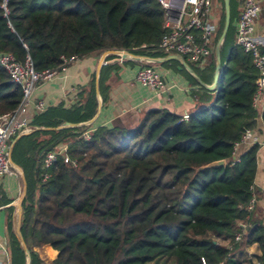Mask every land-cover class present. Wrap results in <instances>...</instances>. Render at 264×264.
I'll use <instances>...</instances> for the list:
<instances>
[{
	"label": "trees",
	"instance_id": "trees-1",
	"mask_svg": "<svg viewBox=\"0 0 264 264\" xmlns=\"http://www.w3.org/2000/svg\"><path fill=\"white\" fill-rule=\"evenodd\" d=\"M6 1L7 13L5 0H0V52L12 53L22 64L30 58L36 71L60 69L62 57L81 59L93 52L102 56L107 50L169 56L154 50L166 32L158 0ZM237 15L231 0V25L221 46L214 91L179 62L167 63L180 66L204 92L196 95L206 106L187 122L180 123L182 116L167 109H150L134 125L118 119L110 127L40 130L17 142L12 158L28 185L21 233L30 264H254L248 252L254 245L262 252L257 264H264V208L245 210L258 175L260 148L252 147L240 163L232 162L234 144L244 131H258L259 120L264 126V105L261 111L253 107L258 71L234 38ZM225 18L224 2L216 43ZM185 61L201 80H207L208 71L214 77L215 53L204 70ZM111 68L102 69L103 101ZM79 96L70 108H48L35 118L33 128L91 120L98 110L95 75ZM22 98L21 86L0 66V116L15 110ZM90 130L87 141L83 134ZM65 145L77 167L60 160L44 181V155ZM220 160L227 165L201 169ZM256 195L264 201L263 192L257 190ZM10 202L0 199L2 205ZM9 212L12 264H27L14 233L15 208ZM242 223L250 227L244 231Z\"/></svg>",
	"mask_w": 264,
	"mask_h": 264
},
{
	"label": "built area",
	"instance_id": "built-area-1",
	"mask_svg": "<svg viewBox=\"0 0 264 264\" xmlns=\"http://www.w3.org/2000/svg\"><path fill=\"white\" fill-rule=\"evenodd\" d=\"M164 10L163 35L159 45L154 50L162 51L169 55H179L189 62L204 69L209 58L216 53L219 42L214 41L218 31V20L212 12L213 0H158ZM3 9L8 12L7 1L3 4ZM264 11V0H243L240 8V16L236 26L237 45L249 55L254 67L258 71L256 79L257 90L253 97L254 109L261 111L264 105V43L256 35L257 22ZM78 56L62 57V65L58 70H45L42 72L34 69L33 63L28 58L24 64L19 62L12 53L0 52V66L3 67L14 84L21 86L23 98L20 105L13 111L0 116V183L2 179L13 171L9 165V140L15 139L20 133L30 131L33 117L31 110V95L42 82L52 79L57 73L66 70L71 64L78 61ZM114 60V59H113ZM116 62L124 63L137 61L145 64L141 67L136 76V80L142 86L152 91L162 94L168 91L167 85L161 73L154 67L151 61L146 59L115 58ZM109 61H106V65ZM46 109L43 100L36 102L34 111L42 114ZM189 115L182 116L181 122H187ZM94 130L86 131L83 138L89 141ZM258 146L264 148V132L253 129H246L243 137L236 142L232 152L233 165L241 162V155L244 148L250 149ZM64 161L77 167L78 161L72 159L68 146H61L57 150L46 153L43 157L44 181L50 178L49 170L58 161ZM264 193V180L259 184L256 180L251 186L253 193L249 204L245 210L249 213L256 211L261 200L256 195V191ZM244 231L250 227L247 223L241 224ZM242 234L236 236V241H240ZM2 253L8 256L7 261L0 264H12L9 250L3 247Z\"/></svg>",
	"mask_w": 264,
	"mask_h": 264
},
{
	"label": "crops",
	"instance_id": "crops-1",
	"mask_svg": "<svg viewBox=\"0 0 264 264\" xmlns=\"http://www.w3.org/2000/svg\"><path fill=\"white\" fill-rule=\"evenodd\" d=\"M239 16L240 11L234 23L235 39ZM256 35L261 38L264 43V11L257 22ZM97 53L99 54L97 57L86 58L85 56L71 64L66 70L57 73L52 79L39 84L31 95L30 114L33 117L31 126H33L35 118L40 115L34 111L37 101H44L46 106L45 111L48 108L59 104H64L66 108H70L79 101V95L82 91L90 88L93 76L96 73L97 65L101 57L100 52ZM140 57L149 58L144 56ZM108 61L109 63L105 66L112 68L108 72L105 81L106 101H104L102 113L95 123L96 127L113 126L114 122L118 119L122 120L127 125H134L142 117L143 112L150 109H167L179 116H186L196 112L199 108L206 106V104L200 100V96L198 97L196 95V93L202 95L204 92L200 90L199 87L193 85L190 78L182 72L180 66L167 64L171 61L159 65L154 64V67L163 76L168 88V91L162 94H158L137 82V72L143 65L141 62L128 61L120 63L116 62L115 59ZM206 79V81H202L206 85H212L209 83L212 79L214 81V77L211 76L210 71L207 72ZM258 127V132H264V126L261 120L258 121ZM246 150L248 149L244 148L242 154ZM258 159L259 169L256 181L261 184L264 180V148H260ZM0 184V187L4 189L6 194V196L1 197L0 199L7 198L11 201L7 205L0 204V258L5 262L7 261L8 256L2 253L3 247H6L9 250V256L12 261V253L9 243V210L10 208H15L16 202L21 197L23 182L18 174L12 172L5 176ZM259 207L261 209L264 208L263 200ZM258 215L259 213L257 211L256 216ZM248 252L252 257L254 264H257L258 259L262 255L259 246L254 245L248 248ZM56 255L57 253L51 260H54Z\"/></svg>",
	"mask_w": 264,
	"mask_h": 264
},
{
	"label": "water",
	"instance_id": "water-1",
	"mask_svg": "<svg viewBox=\"0 0 264 264\" xmlns=\"http://www.w3.org/2000/svg\"><path fill=\"white\" fill-rule=\"evenodd\" d=\"M225 2V14H226V18H225V26H224V31L223 34L221 36V39L219 41V45L216 49V71H215V75H214V81L212 83V85H206L196 74L195 72L192 70V68L188 65V63L185 61L184 58H182L179 55H169L167 57L164 58H143L134 54H131L128 51L125 50H107L103 53V55L100 57V60L98 62L97 65V69H96V73H95V88H96V94H97V98H98V110L97 113L95 114V116L86 122H81V123H66L63 126H59L56 128H45V127H35L32 128L30 131L28 132H22L20 133L14 140L13 142L10 144V149H9V165L10 168L12 169L13 172H15L16 174H18L23 182V191L21 194V197L19 198V200L16 202L15 204V216H14V233L17 236V238L19 239V241L22 243L23 248L28 256V260H27V264L31 263V258H30V252L27 248V245L23 239L22 233H21V223H22V218H23V203L24 200L26 199V195H27V191H28V185H27V181H26V177H25V173L23 171V169L18 166L12 158V153H13V149L15 147V145L17 144V142L28 135H31L37 131L43 130V131H54V130H62V129H66V128H83V127H90L92 125H94L97 120L99 119L102 110H103V106H104V101L101 95V90H100V81H101V74H102V69L105 67L106 65V61L107 58L109 56H116L119 58H128V56L132 57L133 59H146L151 61V63L153 64H163L165 62L168 61H178L182 64V66L192 75L194 76L199 82L200 84L207 88L210 91H214L216 89L217 86V82L220 76V72H221V46L224 43L229 29H230V25H231V0H224ZM227 162L226 160H220V161H215L212 162L204 167H202L201 169H211V168H219V167H223L226 166Z\"/></svg>",
	"mask_w": 264,
	"mask_h": 264
},
{
	"label": "rangeland",
	"instance_id": "rangeland-1",
	"mask_svg": "<svg viewBox=\"0 0 264 264\" xmlns=\"http://www.w3.org/2000/svg\"><path fill=\"white\" fill-rule=\"evenodd\" d=\"M233 2V12L234 15L239 14L240 8H241V4L243 2V0H232ZM236 2L238 3V5L236 4ZM223 5H224V0H213V5H212V12L213 15L215 17V19H219L221 17V13L223 10ZM236 17V16H235ZM99 54L97 52H94L92 54H89L87 57H97ZM14 139L9 140V145L13 142ZM1 185V184H0ZM6 196L4 189L0 187V198ZM157 264H165V260H162L160 262H158ZM168 264H173L172 262L168 263Z\"/></svg>",
	"mask_w": 264,
	"mask_h": 264
}]
</instances>
